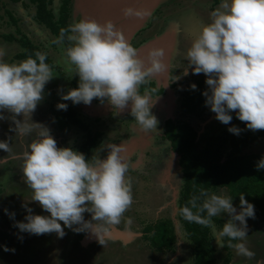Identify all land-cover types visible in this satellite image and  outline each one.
<instances>
[{
  "label": "rangeland",
  "instance_id": "obj_1",
  "mask_svg": "<svg viewBox=\"0 0 264 264\" xmlns=\"http://www.w3.org/2000/svg\"><path fill=\"white\" fill-rule=\"evenodd\" d=\"M62 2L49 1L48 9L55 20ZM219 3L220 0H69L68 26L82 18H95L100 23L111 19L145 60L150 49L164 50V70L148 78L139 88L141 94L147 93L155 100L151 112L158 120L157 129L145 132L130 115V105L119 112L106 98L103 102L93 99L90 105L72 103L75 117L86 130L71 125L57 129L53 120L60 113L57 104L63 102L62 94L72 88L73 81L78 87L79 77L67 62L66 48L61 40L37 23L35 7L29 0H0V60L8 63L24 60L16 57L24 50L18 40H27L46 54L52 70L53 78L45 85L43 99L31 114V120L47 126L58 147L78 151L88 135L94 137L89 159L93 155L104 159L108 147L122 144L129 164L128 179L133 197L132 206L123 214L121 222L109 229L110 235L103 238V245L90 230L76 232L64 227L63 237L55 232L43 235L20 232L16 222L25 220L27 208H31L33 214L47 216L50 213L30 200L32 191L24 179L23 161L18 158L35 138V133L31 137H18L13 131V114L3 110L5 119L0 120V141L9 143L11 151L0 149V159L6 158L0 161V264H193L192 245L177 217L182 187L178 157L161 136L167 119L189 123L197 131L199 146H203L208 136L218 135L231 127L232 120L230 124L220 122L209 106L199 115L184 114L180 110V103L189 94L191 85L201 79L206 81L203 73L193 74L184 54L199 25L209 22L210 13ZM125 6L147 14L143 18H126L122 12ZM7 36L15 40L9 42ZM229 114L238 119L236 112ZM16 119L22 120L23 116ZM242 152L264 153V137ZM212 193L227 195L225 189L209 192ZM232 203L239 212L240 204ZM83 215L85 220L92 219L88 212ZM212 219L220 229L229 216L224 213ZM158 220H170L173 224L172 251L153 249L144 236V228ZM61 224L63 226V222ZM247 226L248 235L243 242L254 256L239 255L232 247L228 264H264V224L255 215L247 220ZM21 236L23 239L19 238ZM212 244L215 264H226L227 252L217 245L215 238ZM5 246L8 251L4 250Z\"/></svg>",
  "mask_w": 264,
  "mask_h": 264
},
{
  "label": "clouds",
  "instance_id": "obj_2",
  "mask_svg": "<svg viewBox=\"0 0 264 264\" xmlns=\"http://www.w3.org/2000/svg\"><path fill=\"white\" fill-rule=\"evenodd\" d=\"M122 12L126 18L147 14L132 6H125ZM65 32L70 42L66 59L79 83L62 94V100L90 105L93 99L103 102L106 98L119 112L130 105V115L140 129H157L158 120L151 112L155 100L147 93L141 94L139 88L164 70V50L150 49L145 60L111 19L100 23L95 18H82L62 29L61 39ZM184 59L192 66L193 74L206 76L210 91L205 90L203 95L217 120L230 124L229 112H236L248 129L264 130V0H220L209 22L199 25ZM45 61L46 54L39 51L35 58L28 56L19 62L0 60V120L5 119L3 110H7L13 114V131L18 137L35 133L18 158L23 161L24 179L32 191L30 200L50 213L33 214L27 208L25 220L17 221L16 227L22 233L55 232L59 237L65 235L64 227L76 232L90 230L103 245L109 229L121 222L133 203L124 147L113 144L106 158L93 155L87 159L71 147H58L49 128L31 120L43 99L45 85L53 78ZM57 108L66 110L67 104L58 103ZM18 116L23 119H16ZM229 131L239 134L240 129L232 126ZM0 149L11 151L5 141H0ZM257 168H264V157ZM85 212L91 214V220L84 219ZM178 213L190 223L210 228L218 246L224 247V238H228V246L234 247L237 254L254 256L243 242L248 235L246 218L255 217L254 205L244 195H240L237 212L232 197L201 190ZM224 213L229 219L217 229L212 218ZM4 250L9 249L5 246Z\"/></svg>",
  "mask_w": 264,
  "mask_h": 264
},
{
  "label": "trees",
  "instance_id": "obj_3",
  "mask_svg": "<svg viewBox=\"0 0 264 264\" xmlns=\"http://www.w3.org/2000/svg\"><path fill=\"white\" fill-rule=\"evenodd\" d=\"M35 7V19L38 24L44 26L49 32L61 40L65 48L70 46L65 32L61 39V30L68 28L67 12L69 0H63L59 16L55 20L48 9L50 0H29ZM216 2L218 0H215ZM9 42L14 41L13 36L5 37ZM24 50L17 54V59H26L28 56L35 58V53L40 52L27 40H18ZM48 62L47 60L45 61ZM195 89H190L189 94L180 103V110L184 114L199 115L207 107L206 97L203 95L206 87L204 80H198ZM76 81L72 82V88H76ZM210 91V90H209ZM66 110L54 116L57 129L66 125L81 129L87 127L75 117L72 101L67 100ZM232 126L240 129L239 134L224 131L218 135L208 136L203 146H199L197 131L187 122L167 119L163 123L162 139L167 141L170 150L178 157L177 165L182 175V187L179 192L177 211L187 205L193 195L199 196L201 190L208 193L218 189H225L232 201L240 204V195L254 205L255 215L259 216L264 224V168L258 170L257 165L264 153H243L242 150L257 140L264 137V130H250L245 122L232 118ZM95 138L90 135L78 148L87 159L89 151L94 146ZM201 198L198 203H201ZM195 211V210H193ZM206 215V213H205ZM187 240L193 248V264H215L214 239L211 229L197 223H190L177 212ZM250 217L246 218L248 220ZM144 236L149 245L158 251H172L175 235L174 227L170 220H158L148 224L144 228ZM237 241H231L235 244ZM228 238H224L223 250L227 252L224 263H229V255L232 247L228 246Z\"/></svg>",
  "mask_w": 264,
  "mask_h": 264
}]
</instances>
